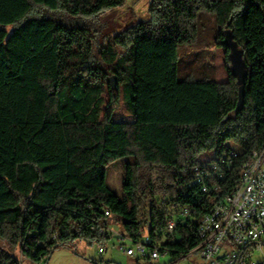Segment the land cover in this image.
<instances>
[{
    "label": "trees",
    "instance_id": "trees-1",
    "mask_svg": "<svg viewBox=\"0 0 264 264\" xmlns=\"http://www.w3.org/2000/svg\"><path fill=\"white\" fill-rule=\"evenodd\" d=\"M127 2L0 0V240L22 257L40 262L75 242L102 247L112 238L102 226L120 224L135 242L169 237L165 247L180 260L199 246L204 215L233 195L264 150V0H153L150 18L99 56L90 29L60 19H31L10 36L5 29L34 6L92 17ZM206 14L229 60L227 84L179 80L178 31L202 29ZM121 101L132 123L114 120ZM229 143L242 154L205 194L195 169ZM126 157L134 162L124 165L120 198L107 168ZM186 206L193 216L172 241L167 222ZM0 264L21 261L0 245Z\"/></svg>",
    "mask_w": 264,
    "mask_h": 264
},
{
    "label": "rangeland",
    "instance_id": "rangeland-1",
    "mask_svg": "<svg viewBox=\"0 0 264 264\" xmlns=\"http://www.w3.org/2000/svg\"><path fill=\"white\" fill-rule=\"evenodd\" d=\"M153 0H128L123 8L107 10L98 16L76 17L64 13H54L41 6H34L32 11L24 19L5 29L10 36L15 29L31 19H60L69 27H82L90 29L96 36L95 53L101 55V47L114 37L125 34L129 29L150 18L149 9ZM202 29L196 25L187 26V30L178 31L179 43V80H203L215 79L221 84L229 82L224 49L217 44V27L214 18L208 14L203 16ZM181 27V28H182ZM108 101V96H105ZM114 120L120 123H132L133 119L121 101L115 113ZM209 158L206 156L205 161ZM132 157L122 158L110 163L107 168V179L110 188L120 198L123 197V168L126 163H133ZM157 177H154L156 180ZM112 228L121 232V225L113 224ZM116 236H113L102 247L105 253L99 254V245L92 246L83 242H75L70 247H60L49 258L40 262L22 257L19 249L11 248L0 240V245L12 252L21 264H137V258L130 257L119 251ZM128 245V244H127ZM255 260L263 263L264 256L256 255ZM197 255L182 258L180 260L171 255L162 256L159 260L140 261L139 264H197Z\"/></svg>",
    "mask_w": 264,
    "mask_h": 264
},
{
    "label": "built area",
    "instance_id": "built-area-1",
    "mask_svg": "<svg viewBox=\"0 0 264 264\" xmlns=\"http://www.w3.org/2000/svg\"><path fill=\"white\" fill-rule=\"evenodd\" d=\"M241 154L234 143H229L228 150L221 155L213 153L210 160L196 167L195 184L205 194L218 191V182L224 179L223 168L231 166ZM193 213V208L182 207L168 220L166 231L172 241L176 240L179 223L191 219ZM203 218L205 227H198L200 244L185 258L197 255V264H260L255 256H264V150L253 153L233 197L216 203ZM101 233L116 236L119 243L116 248L137 260H159L169 255L165 247L169 237L155 241L146 234L135 242L111 226H102ZM105 251L104 247L98 249L99 254Z\"/></svg>",
    "mask_w": 264,
    "mask_h": 264
},
{
    "label": "bare ground",
    "instance_id": "bare-ground-1",
    "mask_svg": "<svg viewBox=\"0 0 264 264\" xmlns=\"http://www.w3.org/2000/svg\"><path fill=\"white\" fill-rule=\"evenodd\" d=\"M246 166H248V164L245 165V167H244V169H243V171H242L241 178H243V175L246 174ZM232 197H233V195H231V196L228 197L227 199H230V198H232ZM107 213H109V212H107ZM200 227H205V218H203V219L201 220Z\"/></svg>",
    "mask_w": 264,
    "mask_h": 264
},
{
    "label": "water",
    "instance_id": "water-1",
    "mask_svg": "<svg viewBox=\"0 0 264 264\" xmlns=\"http://www.w3.org/2000/svg\"><path fill=\"white\" fill-rule=\"evenodd\" d=\"M232 50H233V52H234L235 49H233V47H232ZM232 57H233V56H232Z\"/></svg>",
    "mask_w": 264,
    "mask_h": 264
},
{
    "label": "crops",
    "instance_id": "crops-1",
    "mask_svg": "<svg viewBox=\"0 0 264 264\" xmlns=\"http://www.w3.org/2000/svg\"><path fill=\"white\" fill-rule=\"evenodd\" d=\"M224 52H225V50H224ZM225 54H226V52H225Z\"/></svg>",
    "mask_w": 264,
    "mask_h": 264
}]
</instances>
